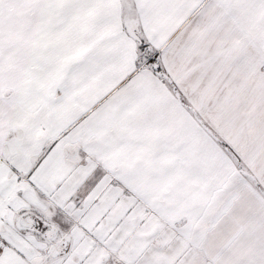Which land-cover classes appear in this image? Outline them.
I'll return each mask as SVG.
<instances>
[{
    "label": "snow or ice",
    "instance_id": "6c2138e0",
    "mask_svg": "<svg viewBox=\"0 0 264 264\" xmlns=\"http://www.w3.org/2000/svg\"><path fill=\"white\" fill-rule=\"evenodd\" d=\"M0 264H264V0H0Z\"/></svg>",
    "mask_w": 264,
    "mask_h": 264
}]
</instances>
